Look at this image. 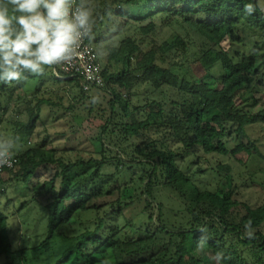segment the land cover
<instances>
[{"label":"trees","instance_id":"trees-1","mask_svg":"<svg viewBox=\"0 0 264 264\" xmlns=\"http://www.w3.org/2000/svg\"><path fill=\"white\" fill-rule=\"evenodd\" d=\"M133 1L125 0L117 14L127 15V6ZM248 3L258 5L250 15L245 12ZM147 9L150 13L145 18L132 20L140 33L146 35L154 30V16L162 25L181 17L206 41V48L195 62L208 73L219 65L220 77L189 80L166 66L164 56L167 52L174 50L184 54L188 50L180 37L145 47L128 37L117 46L108 47L102 71L104 84L95 89L107 94L108 116L93 128L83 121L79 125L80 133L89 138L98 157L70 162L56 157L54 148L44 150L38 146L15 154V167H19L20 173L13 175L11 171L9 174L32 190L37 175L48 165L55 169L53 178L42 185L46 195L42 207L47 216L45 242L76 212L85 211L93 198H101L111 190L118 193L121 189H129L122 176L128 175L130 184L141 185V191L125 204L138 209L133 218L106 231L105 217L98 218L94 230L85 231L73 246L62 250L55 264H65L70 257L75 261L90 257L105 243L110 247L114 264H216L214 257L218 252L224 256L220 264H264V232L261 230L264 207L242 205V213H236L240 205L235 200L237 187L233 184L231 167L217 164L215 172L220 175L219 182L214 190H208L199 188L191 178L194 174L184 173L175 162L176 157L188 154L194 146L206 154L236 157L240 152L249 153L239 143L228 151L224 139L232 133H243L248 123L264 120V109L251 115L234 109L236 96L246 89L251 76L264 77V11L256 0H235L234 4H228L227 0H148ZM95 31L96 26L93 37ZM250 31L258 34V40L253 42L248 55L235 61L224 43L239 41L238 32L248 34ZM91 40L93 42V38ZM47 70L50 71L48 67ZM32 76L29 74L27 78ZM22 81L0 82V123L6 107H13V97L24 99L19 95ZM54 81L61 90L68 84L71 89L67 94L76 91L77 96L71 97L73 101L90 99L89 92L81 90L77 78ZM139 82L149 83L154 91L173 88L177 99L149 100L140 108L130 106L123 95L130 96L131 89ZM43 102L47 100L37 99L34 106L26 107L27 119L14 122L13 135L17 143L31 138ZM73 105L69 103L67 109H72ZM84 109L89 116L92 105ZM140 111L144 114L142 118L137 117ZM69 125L73 127V122ZM161 131L179 144L180 151L168 149L165 137H144ZM122 153L130 158L123 159ZM109 164H114V169L107 172L104 169ZM133 167L140 168L141 172L129 175L127 172ZM57 177L58 187H55L53 179ZM161 188L174 196L175 207L168 209L170 217L175 219L165 216L167 207L156 196ZM109 205L113 212L122 209L119 196ZM249 222L252 238L245 234V225ZM201 236L206 237L202 250L197 247ZM0 249H3L1 253L6 264H11L7 259L11 251L6 217L1 212ZM18 254L23 257V251Z\"/></svg>","mask_w":264,"mask_h":264},{"label":"rangeland","instance_id":"rangeland-1","mask_svg":"<svg viewBox=\"0 0 264 264\" xmlns=\"http://www.w3.org/2000/svg\"><path fill=\"white\" fill-rule=\"evenodd\" d=\"M125 0H90L96 19V31L93 37L95 48L99 54L102 65L107 62L108 47L117 46L120 41L130 37L140 42L142 47L150 43L159 45L162 42H172L177 37L182 38L188 45V50L181 54L171 50L166 53L165 65L171 66L172 70L179 76H186L189 80L199 78L211 79L220 77L221 69L215 65L209 73L195 62L196 58L206 48V41L194 30V28L181 17L171 20L167 24L161 23L157 16L153 17L154 30L146 35L140 33L133 23V19H143L150 13L147 9L148 0H135L130 3L127 15L117 14L122 9ZM264 11V0H256ZM228 4H234L235 0H227ZM114 10H111V9ZM239 41L225 42L224 46L229 50V55L238 61L242 56L251 52L254 41L258 40L256 32H238ZM22 91L19 95L24 99L13 97L12 106H7L5 114L0 123V140L7 143H15L13 155L25 151L28 148L40 146L44 150L55 149V156L65 161L75 162L76 160H87L90 157H98L94 153L91 141L84 134L80 133L79 125L83 121L87 126L100 124L102 118L108 116L107 94L95 89L89 91L90 99L83 101H73L72 96H77L76 91L66 94L65 89L61 90L60 85L55 83L51 71H45L40 77L33 75L21 82ZM14 87V86H13ZM12 87V88H13ZM63 87V85H62ZM71 89V87H70ZM69 89V90H70ZM17 95V93H15ZM176 91L170 87H162L155 90L147 82H139L132 89L127 97L130 106L142 107L149 100H176ZM45 99L47 102L40 104L39 119L35 123L31 138L26 137L23 143L14 140V122L16 120H26V107L34 106L37 99ZM30 100V104L27 101ZM69 103L74 104L72 109H67ZM92 105V111L86 116L85 106ZM234 109L247 115L261 113L264 109V77L251 76L246 89L236 96ZM140 111L138 118H142ZM71 120V121H70ZM73 122V127L69 125ZM236 125L233 126V130ZM76 127V128H75ZM77 129V130H76ZM76 130V132H75ZM243 133H232L224 139L227 150H231L236 144H242L249 153L240 152L236 157L231 155H221L216 153L206 154L199 147L194 146L188 154L176 157V165L184 173L192 175L191 178L201 189L214 190L219 182L220 175L215 172L217 164H227L231 167L233 184L237 187L235 200L240 208L236 209L237 214L242 213V205L250 208L264 207V120H255L244 125ZM73 131V132H72ZM90 134V132H89ZM167 132L161 131L158 134L148 133L145 138L162 139L165 137V144L170 150L180 151L177 144ZM133 142H138L133 139ZM109 147V146H108ZM112 150V148H111ZM114 150V149H113ZM129 152V148L127 150ZM123 159L130 156L122 153ZM109 155H113L110 153ZM240 159L239 163L235 159ZM114 169V164L105 167V171ZM140 168L133 167L127 173L129 175L139 174ZM20 173L19 167H15L13 175ZM55 169L48 165L40 175L34 180L33 189H28L11 174L6 173L0 181V212L6 217V228L8 240L10 242V253L8 261L11 264H55L62 250L73 246L85 231H92L96 226L98 218L105 217L106 228L120 227L129 219L133 218L138 209L125 206L130 197L141 191V185L129 183V176H122V181L129 189H121L120 192L112 191L101 198H93L88 203L85 211L76 212L71 219L59 226L54 236L45 242L47 233V216L42 208L45 201L42 185L45 181L53 178ZM59 178L53 179V186L58 187ZM115 184H113L114 186ZM113 188V187H112ZM111 188V189H112ZM114 189V188H113ZM120 197L119 212H113L110 202ZM158 200L164 203L167 209L165 216L169 218L171 212L168 208H174L173 194L164 189H158L156 193ZM172 200V201H171ZM170 219H175L170 217ZM264 232V223L261 227ZM104 231V232H105ZM92 247H90V250ZM0 264H6L7 260L1 253ZM23 251V257L18 254ZM24 259V260H23ZM65 264H114L113 257L108 243L90 257L75 261L73 257Z\"/></svg>","mask_w":264,"mask_h":264},{"label":"clouds","instance_id":"clouds-1","mask_svg":"<svg viewBox=\"0 0 264 264\" xmlns=\"http://www.w3.org/2000/svg\"><path fill=\"white\" fill-rule=\"evenodd\" d=\"M258 5L248 3L249 15ZM96 19L90 0H0V82L43 75L46 67L70 63L84 40L93 38ZM15 143L0 140V166L10 165ZM246 235L253 237L251 222ZM206 237L199 238L201 250ZM223 253L214 260L220 264Z\"/></svg>","mask_w":264,"mask_h":264},{"label":"built area","instance_id":"built-area-1","mask_svg":"<svg viewBox=\"0 0 264 264\" xmlns=\"http://www.w3.org/2000/svg\"><path fill=\"white\" fill-rule=\"evenodd\" d=\"M104 65V64H103ZM103 65L99 54L92 40H84L79 49L78 55L70 63H64L52 67H48L57 80H68L77 78L80 82V88L83 92H89L93 89H99L104 84L102 75ZM66 94L70 86L64 85ZM10 165L0 166V181L4 174L14 170L16 159L14 155L11 157ZM2 191V189L0 188Z\"/></svg>","mask_w":264,"mask_h":264}]
</instances>
